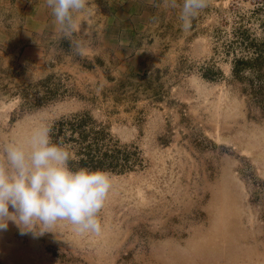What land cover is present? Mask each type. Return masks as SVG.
Returning <instances> with one entry per match:
<instances>
[{
  "label": "rangeland",
  "instance_id": "374dc122",
  "mask_svg": "<svg viewBox=\"0 0 264 264\" xmlns=\"http://www.w3.org/2000/svg\"><path fill=\"white\" fill-rule=\"evenodd\" d=\"M179 14L90 0L86 31L65 38L45 0H0V157L82 115L129 151L125 169H102L101 236L60 221L34 238L9 222L0 264H264V58L234 63L257 54L248 37L264 40V0H208L187 32Z\"/></svg>",
  "mask_w": 264,
  "mask_h": 264
},
{
  "label": "clouds",
  "instance_id": "9594fccd",
  "mask_svg": "<svg viewBox=\"0 0 264 264\" xmlns=\"http://www.w3.org/2000/svg\"><path fill=\"white\" fill-rule=\"evenodd\" d=\"M90 0H45L54 24L65 38L85 29L80 17ZM165 7H180L179 19L187 32L208 0H164ZM47 126L34 129L23 143L10 142L0 157V232L13 223L21 235L34 238L52 232L60 221L78 235L101 236L99 213L112 187L111 176L101 169L69 165V153L54 143ZM11 209V210H10Z\"/></svg>",
  "mask_w": 264,
  "mask_h": 264
},
{
  "label": "trees",
  "instance_id": "16d2710c",
  "mask_svg": "<svg viewBox=\"0 0 264 264\" xmlns=\"http://www.w3.org/2000/svg\"><path fill=\"white\" fill-rule=\"evenodd\" d=\"M236 29L239 30V32L242 31L241 33L244 34L245 37H248L246 27L239 24ZM247 41H245V44L251 45L257 54L249 57L237 56L234 60L235 65H249L251 60H255L257 55L264 58V40L255 39L254 36H251L248 37ZM260 64L261 63H259V65ZM73 121L74 120L70 118L56 120L55 123L51 124V127L56 126V128L50 132L51 139L54 143L59 144L66 141H75L78 144V156L76 158L69 156L70 167L73 169L86 167L93 170H102L107 166L109 168L116 167L118 170H123L129 165V151L122 146H117L116 141L105 142L102 129L92 128L91 126L85 127L83 125V122L86 121L85 115L80 116L78 121H74V123ZM65 128H69V133L65 134L63 132ZM73 131H76V134H73ZM66 150L68 151V148H66Z\"/></svg>",
  "mask_w": 264,
  "mask_h": 264
}]
</instances>
